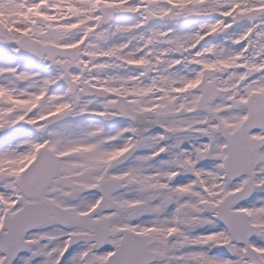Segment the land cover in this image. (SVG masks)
<instances>
[{"label":"snow or ice","instance_id":"6c2138e0","mask_svg":"<svg viewBox=\"0 0 264 264\" xmlns=\"http://www.w3.org/2000/svg\"><path fill=\"white\" fill-rule=\"evenodd\" d=\"M0 45L54 69L0 66V264H264V0H0Z\"/></svg>","mask_w":264,"mask_h":264},{"label":"rangeland","instance_id":"374dc122","mask_svg":"<svg viewBox=\"0 0 264 264\" xmlns=\"http://www.w3.org/2000/svg\"><path fill=\"white\" fill-rule=\"evenodd\" d=\"M189 24H191V22H189ZM246 26H247V24L238 25L237 27H234L232 30H230V32L238 34ZM222 39L223 38H215L212 41H210L209 43H221ZM227 46L230 47L231 45H227ZM11 57H12V60H11ZM0 59H1L0 66H12V67H15L19 63L21 64L22 61H23V60H21L18 57L17 54L11 53L10 50L5 48L3 45H0ZM32 66H34V63L28 61L25 64L24 70H21V71L39 72L40 74H42L41 73L42 71H40V69L39 70H31ZM44 66H45L46 69H49V68H47L45 63H44ZM51 75H54V73H50V72L47 73L46 72V74H44V77H48V76H51ZM127 123L128 122H126V121L118 120L116 122V125L113 128H109L106 131H108L111 134H115L117 129L126 126ZM156 133H158V132H154V129H153L152 130V134H156ZM197 142H198L197 139L193 138V139H191L189 141H186L184 143L183 147L184 148H189V146L191 144H195ZM117 143H119V142H117ZM149 154H150V152L147 149H141L140 151L137 152V155H149ZM166 159H168V155L167 154H162L160 157H157L156 160L151 161V164L153 166H157L158 167V166H160V161L166 160ZM131 163H133V162L132 161L126 162L125 164H122L120 167L121 168H126ZM215 163H216V161H214V160L205 159V160L200 161L199 164L197 165V167L203 168L204 170L208 171V170H212V168L215 166ZM191 179H192V177L190 175L182 174V177H181V175L178 176L176 178V180H178V181L175 183V181H176L175 180L173 183H175V184L188 183ZM132 195L134 196L135 193H132ZM82 198H91V195L89 193H84V194H82ZM261 200H264V191L256 190L255 194L253 195V197L250 200H248L247 202L241 203V204L244 205V206H253V205L259 206L258 202L261 201ZM142 219L147 220V219H150V218L149 217H144ZM211 230H212L211 228L206 226V227H203V228H199L196 231L195 234H205L206 232L211 231ZM251 243H253V244L257 245V246H264V240H261V239H259L256 236L251 240ZM105 247H108V246H105ZM79 248H80V245L76 248V250H78ZM210 254L214 255L212 253H210ZM215 256H217V255H215Z\"/></svg>","mask_w":264,"mask_h":264},{"label":"water","instance_id":"95a60500","mask_svg":"<svg viewBox=\"0 0 264 264\" xmlns=\"http://www.w3.org/2000/svg\"><path fill=\"white\" fill-rule=\"evenodd\" d=\"M223 251H225V250H223Z\"/></svg>","mask_w":264,"mask_h":264}]
</instances>
